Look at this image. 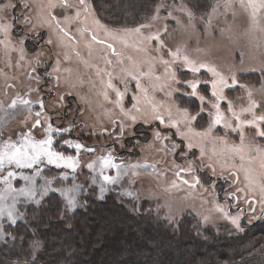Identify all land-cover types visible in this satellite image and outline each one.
Instances as JSON below:
<instances>
[{"label": "rangeland", "instance_id": "rangeland-1", "mask_svg": "<svg viewBox=\"0 0 264 264\" xmlns=\"http://www.w3.org/2000/svg\"><path fill=\"white\" fill-rule=\"evenodd\" d=\"M20 1L33 6L22 8L28 18L32 17L34 21V24L27 22L26 29L35 32L44 27L47 37L43 38L45 42L41 49L30 52L25 37L11 33L13 9L7 8L12 4L11 1L0 4V145L5 141L20 142L22 135L31 134L35 140L46 139L51 135L52 148L55 151L73 156L79 161L74 170L47 164L46 161L39 165L42 176L52 181L53 189L71 187L73 184L81 185L82 188L90 185L100 187L98 172L87 165L98 162L100 157L111 153L115 163L121 164L125 169L126 175L121 177L119 183L106 185L108 188L121 185L130 189L135 186L137 178L143 177L147 178V182L142 180L141 189L146 195L154 197L157 189L151 185L155 184L162 191L165 188L173 194L191 193L199 198L200 202L206 200V206L209 204L206 208L215 207L223 217L228 213V217L239 215L241 218L244 212L235 214L236 203L232 204V210L229 211V203L223 201L229 198V194L234 199L237 193L240 197L239 202L247 204L249 209L253 207L255 209L249 210L245 222L261 220L257 217H261L264 209V187L261 186L264 185V137L259 133L264 131V121L257 118L264 116V75L256 80L251 79L254 70L264 74V8L259 7L261 0H255L257 4L255 18L252 16V9L247 6V0L244 6L240 0H217L205 15L193 14L186 4L179 3L176 9L141 24L143 27L139 25L133 28H115L108 25L109 30L106 32L108 37L119 44L120 49L125 50V56L123 60L121 59L120 68L116 66L113 68L118 75L112 76V80L111 77L105 81H101L98 76H92L99 71L100 75L105 74L108 70L107 65L114 67L120 57L108 55V48L103 46H100L101 49L90 48V45L95 46L93 40L90 37L84 39L81 33L85 35V32L79 23H76V26L72 24L80 14L85 13L83 20L95 28L103 29L102 23L103 25L105 23L99 19L88 0H85L86 6L81 4V0H65V3L63 0ZM37 5L42 7L36 8ZM87 5L89 12L86 13L84 8ZM48 6L54 8H43ZM53 16L72 30L79 40L81 39L78 45L73 44L71 42L73 40L66 34L51 27L55 25ZM4 26H7V31L3 30ZM73 27H77L81 33ZM52 35L56 36L55 42H60L62 48L59 44L55 45ZM157 36L159 39H155ZM67 49L69 52H66ZM177 49L179 60L171 55ZM72 50L82 51L83 61L78 60L77 51ZM184 56L197 65L203 63L215 68L229 84L232 83V76L236 78L237 85L225 88L223 96L226 99L219 101L220 111L224 114L223 120L221 124L213 125L210 130L212 117L208 113L215 115V109L211 104L217 103L216 98L211 95V85L202 83L198 86V94L205 96V102L201 104L199 96L187 95L191 91L189 86L176 83L172 76L175 73L178 81L192 79L204 81L215 77L206 68H202L194 75L184 65ZM37 58L52 60L49 69L52 78L46 88L47 92L51 88L55 89L56 95H49L51 99L47 100L45 107L42 101L43 94L38 87L41 81L36 80L32 74L29 75L30 69L37 63ZM252 59L254 64L251 62ZM111 70L108 71L109 75ZM248 71L249 74H245L244 77L241 75L242 78H239L238 75ZM39 79L42 80L41 77ZM109 79L110 84L107 82ZM92 82L101 84L103 94L94 91ZM134 86V89H137L135 93ZM117 90L123 93L122 97L117 95ZM180 93L186 98H197L198 111L203 108L207 111L204 112L206 117L199 119L198 111L193 113L182 106L177 98L181 96ZM19 99H26L30 104L23 106L17 103L15 108L11 107L12 102ZM67 99L71 102L69 121L74 115L75 108L79 107L81 111L79 118L86 122L82 127L84 133L77 129L72 130L70 123L61 126L58 117L54 118L55 124H52L54 108L65 107ZM208 101H211V104ZM250 107L251 111H245ZM185 108L189 110L187 119L183 113ZM38 112L39 116L36 115ZM232 112H235L239 119H236ZM158 115L163 117V123L156 119ZM191 116H196V119L192 120ZM115 117H119L117 120L119 123L117 122L116 129L110 133L115 126ZM132 117H135V120ZM139 119L142 121L138 123ZM36 120L40 121L38 125L35 124ZM249 120H255V123L248 124ZM157 121L164 126L162 130H159ZM173 121L176 122V127H173L175 132L170 128ZM155 124L151 130L153 133L151 137L148 129ZM49 126L51 132L48 131ZM134 127L136 132L145 129L142 135L144 142L133 134ZM80 133L82 135L78 140L76 138ZM127 135L132 146L125 143ZM164 135H168L165 139L166 146L162 143ZM64 140H70L73 144L79 143L83 147L76 149L72 145H65ZM189 143L195 148L193 152L185 146ZM136 145L141 150V156L134 155L137 151ZM173 145H180V148L174 151ZM128 147L135 153L132 154L131 160L127 158L121 160L122 157L115 149ZM196 154L198 158L195 157ZM194 160L197 164L193 163ZM131 165L140 167L133 168ZM189 167L193 168L192 172L181 171ZM198 168L201 169L204 183L200 181L199 184H195L194 178L198 177ZM44 170L52 172L59 170L61 174L58 176L63 183L57 181L55 176H49ZM8 171L33 174V169L5 166V169L0 171V189L6 187L2 177L6 176ZM107 174L115 175L116 170L108 169ZM221 176L226 180L231 179L233 183L229 191L217 198L216 185L209 184L213 180L219 183L222 180ZM93 177L97 178V183H93ZM10 180L14 188L25 185L19 175L11 177ZM185 180L188 183H184ZM222 182L224 185L228 183L225 180ZM37 183H43V180L37 177ZM218 186L221 187L222 184L219 183ZM19 199L21 202L16 205V222L20 218L19 205L35 203L40 200V196L27 202L24 197ZM249 201H252L251 205ZM5 222H10L7 217L0 218L2 232Z\"/></svg>", "mask_w": 264, "mask_h": 264}, {"label": "trees", "instance_id": "trees-1", "mask_svg": "<svg viewBox=\"0 0 264 264\" xmlns=\"http://www.w3.org/2000/svg\"><path fill=\"white\" fill-rule=\"evenodd\" d=\"M88 1L105 24L133 28L179 3L205 15L217 0ZM251 75L256 80L264 74ZM180 94L179 103L197 112V98ZM44 172L63 183L59 170ZM137 179L130 189L106 186L103 193L97 185L85 186L74 209L52 191L38 203H21L19 220L4 224L0 264H264V219L244 220L238 229L215 207L206 208V200L151 183L157 189L152 197L141 189L147 178Z\"/></svg>", "mask_w": 264, "mask_h": 264}, {"label": "snow or ice", "instance_id": "snow-or-ice-1", "mask_svg": "<svg viewBox=\"0 0 264 264\" xmlns=\"http://www.w3.org/2000/svg\"><path fill=\"white\" fill-rule=\"evenodd\" d=\"M85 3V0H81V4L83 5ZM240 3L242 6H244L245 0H240ZM27 7V5H24ZM247 6L252 9V16L255 18L257 14V4L255 3V0H247ZM260 8H264V0H261V3L259 4ZM79 15V13H77ZM191 15V13H189ZM29 22L28 17H25V23ZM99 23V21H97ZM143 27V25H141ZM4 31H7V26L3 27ZM136 31H139V29H135ZM166 31V30H165ZM95 39V37H93ZM155 39H159V37H155ZM50 42V41H49ZM161 44L163 45V41H161ZM171 55L176 58L177 60L180 59L179 56V49H177L176 52H172ZM167 63V61H165ZM183 63L184 65L191 70V72L195 75L196 73H199L202 68H206L208 72L212 74L215 79L212 80H198V79H192V80H185V81H178L175 78V73H173V80L176 83L186 84L189 86L191 91L187 93V95L191 96H199V101L201 104L205 102V96L199 95L197 92V88L200 84H210L211 85V95L216 98L217 103L211 104V101H208V103L211 104V106L215 109V115L213 116L212 113H208L209 116L212 117V123L209 126V130L213 125L221 124L223 120L224 114L220 111V105L219 101L226 99L223 96V90L225 88H232L237 85V81L235 76L231 77L232 83L229 84L228 81L215 70V68L209 67L206 64H199L197 65L195 62L190 60L187 56L183 57ZM244 71V70H242ZM118 96H123V93H120L119 90H117ZM63 99V97H61ZM17 103L23 106H28L30 102L26 99H19V101H13L11 107L15 108L17 106ZM229 111H231V102L229 101ZM42 105V102H41ZM135 107V105L133 106ZM251 107L248 109H245V111H251ZM205 110L203 108L200 109V112H204ZM183 113L185 118L187 119L189 117V110L187 108L183 109ZM200 113L198 112L197 115ZM37 116L40 115V113H36ZM233 116H236L235 112H232ZM133 120H135V117H132ZM157 120H159L161 123H163V117L157 116ZM192 120L196 119V116H191ZM236 119H239L238 116H236ZM257 119L264 121V116H259ZM40 123L39 120H36L35 124L38 125ZM248 124H254L255 120H249L247 121ZM35 126V125H34ZM227 127H231L230 125H226ZM172 127H176V122H172ZM49 132L52 131L51 126H49L48 129ZM64 131H69V129H64ZM179 135H183V133H178ZM157 138H159V133L156 134ZM261 137H264V131H261L259 133ZM167 139V137H165ZM63 143L65 145H72L76 149H80L83 147V145L76 143L73 144L70 140H64ZM183 143V141H182ZM53 140L51 135H49L46 139L42 140H35L31 134L28 135H22L20 142L13 143L10 141H5L2 145H0V171H3L5 169V166H14L16 169H33L32 175L24 174L23 172L17 173L16 171H8L6 176H3L2 179L4 181V184L6 187L3 189H0V218L7 217V219L12 223H16V205L20 203V197L25 198V202L34 200L38 195L40 197H43L47 195L50 191L52 192H58L60 195L64 198L65 206L69 209H74L77 206L78 203V195L81 191L82 186L78 184H73L71 187L66 188H51L52 181L48 179L46 176H42V170L39 167L41 163H44L45 161L47 164H55L58 167L64 166L70 169H75L78 166V159L73 156H66L62 152L55 151L52 148ZM189 150L193 148L192 144L185 145ZM180 148V145H173V150ZM91 151V149H89ZM193 155H195L193 153ZM88 168L93 169L94 171L98 172L99 175V182H100V192L103 193L106 191V185H112L119 183L121 177L123 175H126L125 169L122 167L121 164L115 163V158L111 153H108L106 156L100 157L98 159V162H93L89 165H87ZM130 167H140V165H131ZM108 169H115L116 174L115 175H109L107 174ZM181 171H187L192 172L193 168L189 167L187 169H181ZM17 175L20 176V178L25 182V185L23 187L14 188L12 186V182L10 180L11 177H16ZM179 176V172L177 173ZM37 177H40L43 180V183L38 184L37 183ZM65 179L67 178V175L65 174ZM93 183H97V178H92ZM184 183H188V181H183ZM195 184L200 183V178L195 177L194 178ZM130 195V193H129ZM234 195V194H233ZM39 202L38 200L36 201ZM252 201H249V204L251 205ZM223 211V209H220ZM252 211H255V209H252ZM225 216H228V213H225ZM232 221V223L239 229L240 228V216H232L229 217ZM257 219H264V209H262V215L261 217H257ZM248 223H251V221H248ZM4 233L0 231V239L4 238Z\"/></svg>", "mask_w": 264, "mask_h": 264}, {"label": "flooded vegetation", "instance_id": "flooded-vegetation-1", "mask_svg": "<svg viewBox=\"0 0 264 264\" xmlns=\"http://www.w3.org/2000/svg\"><path fill=\"white\" fill-rule=\"evenodd\" d=\"M7 1H11V3H12L7 8H12L13 9V11H12L13 12V15H12V28H11V33L24 36L25 37V42L27 44H29V47L28 48H29V51L30 52H36L38 49H41L44 46L43 43L45 42V41L43 42V38L44 37L45 38L47 37V32L45 31L46 28H44V27L41 28V29L39 28L40 30H35V32L28 31L26 29V27L28 25H27V23H25V17H28V15L24 12V10H22V8H33V6L31 7V6L28 5L27 2L20 1V0H0V4H3L4 2H7ZM63 2L65 3V0H63ZM24 5H27V7H25ZM83 5H85V4H83ZM38 6H41L42 7V5H37L35 7L37 8ZM43 8H54V7L48 6V7H43ZM19 11H21V12H19ZM84 12H86V13L89 12V6L88 5H87V7L84 8ZM83 14L86 15L85 13H83ZM83 14H80L79 17L77 19H75V21L72 24L74 26H76L75 24L76 23H79L82 26V29L84 30L86 36L84 34H82L79 30H77V27L76 28L73 27V28L76 29L77 32L79 31V33H81V35H83L84 39H85V37H90V39L93 40V42L95 43V46H91L88 43L90 45V48L94 47V49H97V48L98 49H101L100 46H103L104 48H108V52H109L108 55L120 57L119 59H117L118 60V64L117 65H114V67L113 66H110V65H107L108 66V70L105 72V74L100 75L101 73L99 71L98 73L96 72L92 76V77L98 76L101 81H103V80L105 81V80H107V78H111L112 76L118 75L114 71L113 68H115V66L117 68H120V64H122L121 63V59L123 60L124 59V56H125V50L120 49L119 48V44L114 43L113 40L110 37H108V35H107L106 32L109 30V27L110 26L108 27V25L106 26L105 24L103 25V23H102V28H103L102 30L99 27L98 28H95L93 25L91 26V24L87 23L85 20L82 19V18H84V15ZM28 19H29L30 24H32L34 22L32 20V17H30ZM53 19L55 21V25L54 26H51V27L54 30L58 31V32L60 31L62 34H66L69 38H71L73 40V41H71L73 44L78 45L79 44V41H81V39L79 40V38H77L75 36V34L73 33L72 30H70V29L66 28L64 25H62L58 21L57 17L53 16ZM46 27H48V26H46ZM55 34H57V33H55ZM51 37H52L53 42L55 43V45L59 44L61 48L63 47V46H61V43L60 42H58V43H57V41L55 42L56 36H53L52 35ZM93 37H95V39H93ZM56 40H57V38H56ZM72 51L73 52H76L77 51L78 57H79L78 60L83 61L82 58H84V54H83L82 51L81 52L78 51V50H76V51L75 50H72ZM66 52H69V50L67 49ZM52 56H53V54H52ZM53 58H54V56H53ZM123 63H125V62L123 61ZM51 65H52V60L49 61L47 59H38L37 58V63L35 64L34 67H32L30 69V72H29V75L32 74V76H34V78L36 80H39V82L41 81V83H40V85L38 87H39V90L43 94L42 95V101H43L44 107L46 106L47 100L48 99H51V96L56 95V90L55 89L51 88L47 92V88H46L50 84L51 78H52L50 76V72H49V69L51 68ZM111 69H113V70H111ZM109 70H111V72H110L111 74L110 75L108 73ZM118 73L120 74L122 72H118ZM105 76H106V78H105ZM39 77H41L42 80H40ZM112 79H113V77L111 78V80ZM111 80L109 79L107 82L110 84L111 83ZM92 84H93L94 91L97 90L100 93H102L103 89H101V84H96L94 82H92ZM134 88H135V86L133 87V91L135 93L137 89L135 90ZM49 95H51V96L49 97ZM70 106H71V102L69 101V99H67V102L65 103V107H63L62 109L61 108H54L55 111L52 112V116H53V120H52L53 122H52V124L53 125L55 124L54 118L58 117V119L60 120V123H61L60 125L61 126H65V125H67V123H70L72 130H76L77 129L80 132L84 133L82 127L86 124V122L83 121L81 118H79L80 117L79 115H80V112H81L80 109H79V107H76L75 108L74 115H72V117H71V119L69 121V116H70V108L69 107ZM204 112H207V111H204ZM204 112H199L200 113L199 115H203L202 118H205L206 117V114ZM107 115H109V113ZM199 115H198V117L200 119V116ZM118 118L119 117H115L114 118L115 126L112 128L113 130H110L109 131L110 133H112L116 129V124L119 123L117 121V120H119ZM140 121H142V120L139 119L138 120V123ZM154 126H156V124L155 125H152V127L148 129L149 130V133H150L149 136H151V137L153 135V133H152L151 130L154 128ZM157 126H158L159 130H162L163 127H164L160 122H158V125ZM170 128H172L173 129V132H175V129L173 127H170ZM144 131H145V129H143V131L141 130V131H137L136 132V127H134V133L133 134L134 135H137V137H140L139 139L142 140V142H144L143 141L144 139L142 138L143 137L142 135L144 134ZM81 135L82 134L80 133L76 139L80 140ZM71 137H73V136H71ZM128 137L129 136L127 135L126 136V139H125V143L128 144V146H132V144L128 140L129 139ZM165 137H168V135L167 136L164 135L162 137V141H163L162 143L164 144V146L167 145L165 143ZM173 138H175V134H174ZM117 143L119 144L118 141H117ZM136 149H137V151H136V154L137 155L134 154L135 151L132 150L130 147H128V148H120V149L119 148L118 149L116 148L115 151H116V153L118 155H120V157H122L121 160H123L124 158H127V159L131 160L132 154H134L135 157L141 156L140 155L141 150H140V148H139L138 145H136ZM194 149L195 148L191 149V152H193ZM175 157H176V155H175ZM195 157H197V154H196ZM193 163L194 164H197V161L194 160ZM201 173H202L201 172V169L198 168V170H197L198 177L200 178V181L202 183H204V178H203V176H202ZM221 178H222V176H221ZM224 180L228 182L225 185L222 182ZM230 180L229 179L226 180L225 178H222V180L219 181V183L222 184L221 187L218 186L219 183H217V180H213L212 183H210V184L208 183V184H209V186L216 185V189H217V192H218L217 193V198H220V195H222L224 192H227V191H229L231 189L233 182H232V180L231 181ZM261 186L264 187V185H261ZM250 198L253 201H255L252 196H250ZM239 200H240V197L237 195V193H235L234 199H232L231 194H229V198H225L223 201H226L227 203H229L228 204L229 205V211L232 210V207H233L232 204H234V203L237 204V210H235V214L236 213H240L242 211L244 212L243 215L240 218V222H242V221L246 220V215H248L249 210L251 211L252 209H254V207L251 208V209H249L250 207L248 208V205L247 204L241 203V202H239Z\"/></svg>", "mask_w": 264, "mask_h": 264}]
</instances>
